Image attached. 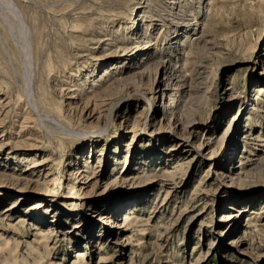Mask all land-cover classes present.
I'll return each mask as SVG.
<instances>
[{"label": "rangeland", "instance_id": "obj_1", "mask_svg": "<svg viewBox=\"0 0 264 264\" xmlns=\"http://www.w3.org/2000/svg\"><path fill=\"white\" fill-rule=\"evenodd\" d=\"M0 264H264V0H0Z\"/></svg>", "mask_w": 264, "mask_h": 264}, {"label": "bare ground", "instance_id": "obj_2", "mask_svg": "<svg viewBox=\"0 0 264 264\" xmlns=\"http://www.w3.org/2000/svg\"><path fill=\"white\" fill-rule=\"evenodd\" d=\"M142 8V7H141ZM141 8L139 7V10H141ZM178 37V35H175V37H173V39H176ZM107 40H109V39H105V41H103V42H107ZM110 43V42H109ZM105 45H109L108 44V42L107 43H102V46H105ZM111 45V44H110ZM160 62V61H159ZM158 62V63H159ZM202 66V65H201ZM153 67V66H152ZM155 67H157V69H159L160 70V73L162 74V76H163V79H165L166 80V87L168 88V89H165V90H172L173 92H175V91H177L178 93H181L183 90H184V88H186V85H188L187 83H188V79H187V77H188V75H182V76H179L178 74H177V72L175 71V68H173L172 67V65H170V63L167 61V60H162L161 61V63H159V65H156ZM196 73V72H195ZM201 73V72H200ZM136 74H141V73H134V75H136ZM178 75V76H177ZM142 77V76H141ZM198 77V76H197ZM164 80V81H165ZM94 81V80H93ZM164 83V84H165ZM171 88H173V89H171ZM186 90V89H185ZM257 91H260V88H257ZM68 92H70L69 94H71V96H70V98L71 99H73L74 98V93H76V92H74L73 90H69L68 89ZM79 92V91H78ZM81 93V92H80ZM183 93V92H182ZM258 94H259V92H258ZM77 95V94H76ZM169 98H170V96H169ZM170 106V104H168V105H166L165 106V108H168ZM244 139H246L247 141L249 140H255V137L254 138H247V136H245L244 137ZM247 141H245V143L246 144H249V143H247ZM259 141V140H258ZM261 154V153H260ZM262 155V154H261ZM257 156V155H256ZM258 162V160L257 159H255V158H246L245 159V161L244 162H239L238 163V167H237V169L239 170V171H243V169H244V167H246L247 165H251V164H255V163H257ZM95 173V172H94ZM238 174H240V173H238ZM93 177H91V179H92ZM90 182V181H89ZM35 206H37L36 208H45L43 205H42V203L41 202H38V203H36L35 204ZM126 219H129V217H127ZM230 218H228V217H226V219L223 221L225 224H223V225H226V224H231L232 223V220H229ZM221 231V233H222V231H224V229H220ZM220 234V233H219ZM213 244V243H212ZM77 256L80 258L82 255L80 254V253H77Z\"/></svg>", "mask_w": 264, "mask_h": 264}]
</instances>
